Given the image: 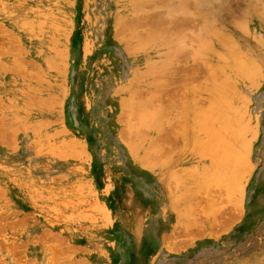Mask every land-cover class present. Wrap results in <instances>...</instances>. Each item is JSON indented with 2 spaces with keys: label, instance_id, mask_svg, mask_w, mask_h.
<instances>
[{
  "label": "rangeland",
  "instance_id": "1",
  "mask_svg": "<svg viewBox=\"0 0 264 264\" xmlns=\"http://www.w3.org/2000/svg\"><path fill=\"white\" fill-rule=\"evenodd\" d=\"M144 1L0 0V264H264V0Z\"/></svg>",
  "mask_w": 264,
  "mask_h": 264
},
{
  "label": "bare ground",
  "instance_id": "2",
  "mask_svg": "<svg viewBox=\"0 0 264 264\" xmlns=\"http://www.w3.org/2000/svg\"><path fill=\"white\" fill-rule=\"evenodd\" d=\"M143 1H144V0H143ZM183 1H184V0H183ZM144 2H145V1H144ZM186 2H188V3H186ZM186 2H182V3H185V4L190 5L188 0H186ZM185 4H183V7L185 6ZM181 5H182V4H181ZM140 7H141V5H140ZM187 7H188V6H187ZM187 7H184V8H187ZM174 9H175V8H174ZM145 10H146V9H145ZM178 10H179V9H178ZM186 10H187V9H186ZM185 15H186V14H183V17H184ZM170 16H171V15H170ZM185 17H186V16H185ZM190 17H191V15H190ZM176 18H177V17H176ZM176 18H175V19H176ZM196 18H197V17H196ZM172 19H174V17H172ZM188 19H189V18H188ZM174 21H175V20H174ZM180 21H181V20H180ZM194 21H195V20H194ZM123 22H124V21H123ZM169 22H170V21H169ZM131 23H132V22H131ZM136 23H137V22H136ZM170 23H171V22H170ZM168 24H169V23H168ZM172 24L174 25V24H176V23H172ZM178 24H179V21H178ZM183 24H184V23H183ZM185 24H188V23L185 22ZM195 24H196V21H195ZM118 25H119V24H118ZM173 25H172V26H173ZM170 26H171V25H170ZM121 27H122V26H121ZM176 27H178V26L176 25ZM172 28L175 30L174 27H172ZM157 29H158V28H157ZM179 29H180V28H179ZM130 30H131V29H130ZM150 30H151V29H150ZM170 30H171V29H170ZM176 30H178V29H176ZM188 30H189V29H188ZM193 30H194V29H193ZM204 30H205V29H204ZM155 31H156V30H155ZM155 31H154V32H155ZM190 31H191V30H190ZM197 31H198V30H197ZM162 32H163V31H162ZM182 32H183V31H182ZM138 33H139V32H138ZM138 33H137V34H138ZM171 33H172V32H171ZM177 33H178V32H177ZM177 33H176V34H177ZM122 34H123V33H122ZM130 34H131V33H130ZM163 34H164V33H163ZM163 34H160V35L163 37ZM168 34H169V33H168ZM158 35H159V34H158ZM182 35H183V37L186 38V36H184V34H182ZM122 36H123V35H122ZM164 36H165V35H164ZM178 36H179V34H178ZM159 37H160V36H159ZM176 37H177V36H176ZM166 38H167V37H166ZM167 39H168V38H167ZM160 40H161V39H160ZM169 40H170V39H169ZM171 40H172V39H171ZM173 40L175 41V39H173ZM173 40H172V41H173ZM177 40H178V39H177ZM147 41H148V40H147ZM165 41H166V40H165ZM167 41H168V40H167ZM141 42H142V41H141ZM168 42H169V41H168ZM182 42H183V41H182ZM182 42H181V43H182ZM165 43H166V42H165ZM165 43H163V44H165ZM172 43H173V42H172ZM181 43H178V46H179V44L181 45ZM168 44H170V43H168ZM168 44H167V45H168ZM176 44H177V43H176ZM141 45H142V44H141ZM182 45H183V43H182ZM168 46H169V45H168ZM178 46H177V47H178ZM202 46H203V44H202ZM205 46H206V45H205ZM135 47H136V46H135ZM147 47H148V46H147ZM159 47H160V46H159ZM179 47H180V46H179ZM140 48H141V47H140ZM202 48H203V47H202ZM202 48H201V49H202ZM172 49H173V48H172ZM172 49H171V50H172ZM185 49H186V48H185ZM175 50H176V49H175ZM181 50H182V49H181ZM167 51H168V50H167ZM177 51H178V50H177ZM189 51H190V50H189ZM164 53H165V52H164ZM192 54H193V53H192ZM196 54H197V53H196ZM193 55H194V54H193ZM168 56H169V55H168ZM171 56H173V55H171ZM189 56H190V55H189ZM174 57H175V56H174ZM175 58H176V57H175ZM170 59H171V58H170ZM198 59H199V58H198ZM171 60H172V59H171ZM165 62H166V61H165ZM168 62H169V61H168ZM172 62H173V61H172ZM175 62H176V61H175ZM175 62H174V63H175ZM165 70H166V69H165ZM166 71H167V70H166ZM169 72H170V71H169ZM162 73H163V71H162ZM166 73H167V72H166ZM35 79H36V78H35ZM156 79H157V78H156ZM148 83H149V82H148ZM150 83H151V82H150ZM212 84H213V83H212ZM214 91H215V90H214ZM193 93H194V92H193ZM133 97H134V95H133ZM45 100H46V99H45ZM43 103H44V102H43ZM48 103H50V102H48ZM192 104H193V103H192ZM143 106H144V105H143ZM134 108H135V107H134ZM138 108H139V107H138ZM193 108H194V107H193ZM162 109H163V108H162ZM145 113H146V112H145ZM153 113H154V112H153ZM153 113H152V114H153ZM157 113H158V112H157ZM161 113H162V112H161ZM155 115H156V114H155ZM162 115H163V114H162ZM152 116H153V115H152ZM152 116H151V117H152ZM154 117H155V116H154ZM138 118H139V117H138ZM143 118H144V116H143ZM161 118H162V117H161ZM144 119H145V118H144ZM150 119H151V118H150ZM152 119H153V121H155V118H152ZM152 119H151V121H152ZM135 120H136V119H135ZM139 120H141V119H139ZM146 120H147V119H146ZM143 121H144V120H143ZM147 121H148V120H147ZM139 122H140V121H139ZM145 122H146V121H145ZM162 122H163V121H162ZM140 123H141V122H140ZM140 123H139V124H140ZM144 124H145V123H144ZM149 125H150V124H149ZM153 125H154V124H153ZM156 125H158V124H156ZM157 127H158V126H157ZM142 128H143V127H142ZM147 128H148V127H147ZM132 129H133V128H132ZM131 131H132V130H131ZM130 133H131V132H130ZM134 133H135V132H134ZM159 137H161V135H160ZM138 143H139V142H138ZM139 146H140V145H139ZM137 147H138V146H137ZM135 148H136V147H135ZM158 150H159V149H158ZM158 150H157V151H158ZM159 151H160V150H159ZM149 152H150V150H149ZM153 152H154V151H153ZM154 153H155V152H154ZM150 155H151V154H150ZM152 155H153V154H152ZM145 156H146V155H145ZM160 156H161V155H160ZM145 158H146V157H145ZM165 158H166V157H165ZM148 159H149V158H148ZM169 159H170V158H169ZM151 160H152V159H151ZM155 160H156V159H155ZM166 160H167V159H166ZM150 162H151V161H150ZM163 162H164V160H163Z\"/></svg>",
  "mask_w": 264,
  "mask_h": 264
}]
</instances>
